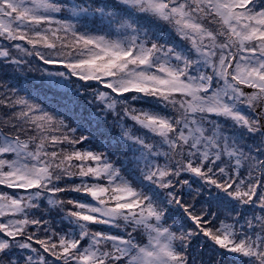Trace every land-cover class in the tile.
Wrapping results in <instances>:
<instances>
[{
  "label": "snow or ice",
  "instance_id": "1",
  "mask_svg": "<svg viewBox=\"0 0 264 264\" xmlns=\"http://www.w3.org/2000/svg\"><path fill=\"white\" fill-rule=\"evenodd\" d=\"M0 264H264V0H0Z\"/></svg>",
  "mask_w": 264,
  "mask_h": 264
}]
</instances>
